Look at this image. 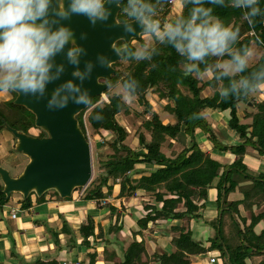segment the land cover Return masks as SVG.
I'll use <instances>...</instances> for the list:
<instances>
[{
	"label": "trees",
	"instance_id": "obj_1",
	"mask_svg": "<svg viewBox=\"0 0 264 264\" xmlns=\"http://www.w3.org/2000/svg\"><path fill=\"white\" fill-rule=\"evenodd\" d=\"M169 2L170 0H162L159 10L169 8ZM225 2L227 4L228 0ZM205 6L212 7L213 15L223 20L226 25L240 27L241 39L237 47L257 41L256 47L261 51V56L253 67L264 63V43H260L264 41V20L258 17L257 25L252 30L242 19L241 9L210 4ZM259 6L264 10V0H259ZM123 7L124 3H122ZM190 8L191 5L183 7L179 16H187ZM165 14H169L166 9ZM120 19L129 20L123 11ZM139 41L144 42L143 39ZM117 46L125 47L126 45L124 42H119ZM127 47L135 49L132 44ZM155 47L159 50V54L153 56L150 61L137 62L123 58L116 63L115 69L125 61L128 65L125 73L117 69L116 74L108 81L112 84V87L106 90L108 102H100L101 98L96 97L92 100L94 107L88 109L91 111L86 123L90 125L92 134L97 137L111 134L113 139L103 141L101 146L110 147L113 154L109 155L106 161H100L103 173L97 179H93L85 189L84 200L104 203L112 197L114 187L117 185L120 186V193L117 196L119 198L133 197L138 191H144L150 196L141 218L137 221L139 229L133 233V242L128 247H124L117 237L121 228L109 229L108 233L114 236V240L108 237L105 239V260L114 264H193V257L218 251L224 256L225 264H247L246 259H251L254 255H264V226H259L264 225V211L260 212L264 203V174L260 173L258 176L248 174L247 166L243 161L250 150L257 151L260 157H264V100L256 104L251 100V95L246 98L222 100L219 92L227 81H218L211 76L204 81L193 75H185L181 63L183 57L174 48L158 42ZM214 59L209 58V62L211 63ZM203 67L201 65V68ZM133 77L140 82L137 95L140 101L145 100V93L149 89H154V95L159 101H169L164 110L176 119L174 123L165 124L158 113L152 111L151 105L146 103L144 114H149L150 119H144L142 127L150 134L151 139L148 140L144 134H141L139 150H133L125 144L129 133L116 119L121 113L130 114L129 105L120 94L111 93L118 86L122 87L125 80ZM206 88L214 91L212 96H201ZM182 89H185L189 95L182 93ZM13 101L12 99L0 104V132L5 129L2 123L4 119L12 128L30 133L28 130L34 126L35 117L25 108L15 106ZM241 103H250V109L244 112V119L251 120L250 123L242 122L238 115V106ZM254 109L256 111H253ZM208 110L225 113L223 115L227 117L228 129L237 135L238 143L229 141L228 130L222 131L221 135L213 130L206 118ZM87 111L78 116L84 132H86L84 115ZM97 113L103 116L102 121L94 118ZM141 116L143 118V115ZM182 130L191 139V146L184 147L173 156L163 152L164 144L168 140L177 141ZM199 132L204 133L212 142L214 152H229L236 156L234 162L224 165L211 153L202 150L196 141V135ZM41 135L44 134L41 133ZM141 166H149L151 169ZM2 189L3 185L0 184V208L10 201L5 200ZM213 189L217 191L216 203L221 214L213 220H208L204 213L207 210L210 191ZM51 192L55 194L53 196H58L56 192ZM51 192L41 198L35 197L36 203L45 202ZM237 192L242 199L230 201V195ZM70 200L64 199V201ZM19 202L21 209L26 210L32 207L33 199L30 196L27 200L22 199ZM181 206L183 210L180 209ZM254 206H257L258 212L253 210ZM240 207L250 213V217H245ZM109 208L114 214L115 207L111 205ZM226 212L231 214V220L237 227L239 235V243L231 245L232 249L222 232L223 217ZM60 220V229L55 228L49 231L53 244L59 251L65 249L72 251L78 246L90 250L93 249L90 238H103V227H99L100 233L96 234L95 222L91 216L78 231L72 229L63 216H60ZM160 221L166 223L181 221L186 225L169 229V232L174 234L170 241L173 252L165 251L160 254L156 251L150 257L145 247L143 233L150 229L151 223L156 224ZM192 222L204 225L202 229L206 228L210 230V233L213 230V234L203 241L198 234L202 229L196 231L191 226ZM62 234L69 237L66 247L61 246L60 235ZM78 237L82 239L80 243ZM12 257L22 261V264H60L56 259L44 260L40 257L32 263H26V260L15 250L12 251ZM87 257L88 264H95L97 253H88ZM257 264H264V260Z\"/></svg>",
	"mask_w": 264,
	"mask_h": 264
},
{
	"label": "clouds",
	"instance_id": "obj_2",
	"mask_svg": "<svg viewBox=\"0 0 264 264\" xmlns=\"http://www.w3.org/2000/svg\"><path fill=\"white\" fill-rule=\"evenodd\" d=\"M162 0H0V95L12 92L34 96L39 100L46 96L47 86L60 80L66 71L64 63H57L63 55L67 64L74 67L69 79L59 84L48 98L49 110L63 109L69 102L93 108L89 90L83 87L91 78L94 64L85 61L81 69V57L87 50L77 44L74 30L62 23L73 15H81L95 27L97 22L106 23L112 16V6L122 8L129 18L122 26L131 34L145 37V43L135 49L125 46L114 49L122 58L137 62L148 60L159 54L152 41L170 45L183 57L181 61L185 75L198 79L211 76L218 81H227L219 92L222 100L240 99L264 91V63L253 67L258 55L257 41L239 47V26L226 25L213 15V8L205 5L231 6L242 10V19L254 30L257 18L264 20V10L259 0H179L181 7L191 5L187 16L174 21L158 18ZM141 31L137 34L133 24ZM80 39H87L81 33ZM123 39V37H122ZM260 43H264L261 41ZM70 45V47H68ZM209 58H215L211 63ZM101 67L109 68L112 61L105 55L97 56ZM201 65L204 67L201 68ZM251 69V70H250ZM80 83H76L75 81ZM108 89L112 87L109 82ZM127 95L125 100L134 101L140 89L136 78L122 84ZM102 121L97 113L94 117Z\"/></svg>",
	"mask_w": 264,
	"mask_h": 264
},
{
	"label": "rangeland",
	"instance_id": "obj_3",
	"mask_svg": "<svg viewBox=\"0 0 264 264\" xmlns=\"http://www.w3.org/2000/svg\"><path fill=\"white\" fill-rule=\"evenodd\" d=\"M168 7L169 8H165L166 10L169 11V14L167 15L166 19H167V21L172 22L177 17H179V15L182 12L183 7H181L179 0H170ZM142 39L144 41L143 43L147 42L145 37H142ZM143 43L140 41H135V43H132V45L136 48ZM151 43L153 44V46H155V44H156L155 41H152ZM119 48L123 49L124 46H120ZM260 56H261V51L258 50V55H257L256 59L254 60L253 64H255L257 62V60L259 59ZM127 65H128V63L125 61L117 69L120 70L122 73H125L126 72L125 69H126ZM209 78H210L209 76H206V77H203L202 79L204 81H207ZM213 92L214 91L212 89L206 88L201 96L202 97H210L213 95ZM111 93L120 94L122 96V99L124 101H126L127 104L129 105L130 114L124 115L123 113H121L117 116L116 119L122 126H124L127 129L129 136H128L127 140L125 141V144L133 150H139L140 149L139 136L141 134H144L148 140L151 139L150 134L147 131H144L143 127H142V123H143L144 119H146V120L150 119L149 114H144L145 110H146V103H149L151 105V107L153 109L152 111L158 113L161 120L165 124L174 123L176 121V119L173 115L165 112V110H164L165 106L167 104H169V101L168 100L159 101L157 99V97L154 95V89H149L145 93V100L143 99L142 101H140V99L138 97H136V99L134 101L125 100L124 97L127 95V93L124 92V90L121 86H118L117 88L113 89ZM182 93L189 95V93L185 89H182ZM15 97H16V95L13 92L10 94H6L4 97H2L0 95V104L4 103V102L11 101L12 99L14 100ZM251 100L254 101L256 104L260 103L262 100H264V91L251 95ZM102 101H105V100L103 98H101L100 102H102ZM249 104L241 103L238 106V115H239L241 121L244 123L245 122H247V123L251 122V120L244 119L245 110L250 109ZM90 111H91V109L88 110L84 115V120H86V122H87V117H88ZM253 111H256V109H254ZM208 112L209 113H208L206 118H207L208 122L211 124L213 130L216 131L217 133H219V135H221L222 131L228 130L229 141L234 142V143H238L239 139H238L237 135L234 134L231 129H228L229 128L228 127V121H226L222 115H221V117L216 116V118H215V116L212 117V111L208 110ZM141 115H143V118ZM218 119H219V121H218ZM34 121H35V119H34ZM87 128H88V132H89V135L91 137V140H92L91 146H92V159H93V167H94V174H93V178H92V180H93V179H97L100 176V174L103 173L100 161H106L108 159L109 155L113 154V151L110 147H106V148L104 147L103 148L101 145H102L103 141H108V140L111 141L113 139V137L111 134H106L105 136H102V137L94 136V134H92L91 127L88 123H87ZM28 131L30 132V134H33V135H37L38 133H40L39 130L35 127V124ZM8 140L9 141L11 140V142H9ZM196 141L198 142V144L200 145L202 150L206 151L207 153L208 152L211 153L212 156H214V158H216L218 161H220L224 165L232 164L236 158V156L230 154L229 152L228 153H221V152H217V151L214 152L212 142L202 132H199L196 135ZM14 143H15V139L7 129H4L2 132H0V146H1L0 149L3 151H6L12 155H16L18 157V161H19L18 165L16 163L14 164L13 162H6L3 159L0 160V165H2V167L7 169L11 173L12 176L18 175L24 169L25 165L27 164V158L14 151ZM11 146H13V148H11ZM190 146H191V139L184 133V130H182L181 134L178 137V140L177 141L168 140V142H166L164 144V146L162 147V151L165 152L166 154L170 155V156H173V155L179 153L181 151V149H184V147H190ZM123 153H125V152H123ZM248 155H250V156H248ZM251 156L259 157V160L253 159V158H251ZM262 158L260 157V155L258 154L257 151H253V150H250L248 152V154L245 155L243 161H244V164L247 166V173L248 174H250L252 176H258L260 173L264 174V157H262ZM141 167L151 169L149 166H141ZM134 177L139 178L140 176H134ZM215 183H217V182H215ZM0 184H2L1 179H0ZM85 189H81V190H78L77 192H75V196L77 197V200L75 203H78L80 205L84 204V206L86 205L85 207L83 206L84 210H80V211L81 212L85 211L87 218L92 215L91 217H93L94 222H95V226H96V231H95L96 234L100 233L99 227H101V226L103 227V231H104V234H102L103 238H101V237L97 238V239L90 238V243H92V245H93V250H91V251H89L88 249H86L83 246H82V248H81V246H78V248H75L72 251L65 249L64 251L67 253L65 255V257L68 258V260H72L73 264H86L87 262H89L88 257H87L88 252H90V253L96 252L97 258H96L95 264H114L113 262H111V263L107 262L105 260V257H104L105 239L108 237L111 240H114V238H113L114 236L110 235L108 233L109 229L111 227L121 228L122 230L117 235V237L119 238L122 245H124V247H128L133 242V239H134L133 233L138 231V229H139L138 225H137V221L141 218L142 211L145 208V204L148 203L150 196L148 194H146L144 191H138L137 194L133 197L119 198L117 196L120 193V186L117 185L114 187V192H113L112 197L108 198L106 202L101 203V202H97V201H91V203L88 204V203H85L86 201L84 200ZM210 193L213 195V199L216 200L217 191L215 189H213L210 191ZM53 195H55V194H53V192H51L48 196L52 197ZM15 197H18L17 194H14L12 199L8 202V205H7L8 207L17 206L20 204L21 201L18 203V201L16 200ZM35 197L36 196H32V199ZM55 197L60 202L64 201V199H61L59 196H55ZM240 197H242V196L238 192L231 194L230 195V201H237ZM22 199H23V197L20 200H22ZM80 199H82L85 202L81 203ZM211 202H213V201H211ZM111 205H113L116 209L114 214H112V211L109 208ZM216 205H217V203H216ZM208 207L204 213L205 218L207 217L206 219L213 220V219H215L216 216L221 214V212L218 211V207H214L215 209H212L211 206H208ZM242 207H240V211L242 212V214L245 217H250V213L245 212L243 209L244 207L243 208ZM182 208L183 207L181 206L180 209H182ZM260 209H261L260 212L264 211V203ZM253 210L254 211L256 210V212H258L257 206H254ZM0 212L2 213V209H0ZM91 212H93V214H90ZM212 214H214L216 216L212 217ZM87 218L82 221L83 223L70 222V224L72 225V226L70 225V227L71 228L73 227L74 229H77L75 231H78L79 227L82 224L87 223ZM60 222H61V220H60ZM58 223H59V220H58ZM182 225H186L185 222L173 221L171 223H166L164 221H160L159 223H156V224L151 223L149 225L150 229L144 231V233H143V239L145 242V247L147 249L148 255L151 257L156 251L160 254L164 253L165 251L173 252V248L171 247L170 241H171V238L174 236V234L170 233L169 229L171 227H174V226H182ZM56 226H57V224H56ZM191 226H193L196 231H200L201 227L202 228L205 227L204 225H202V224L198 225V223H195V222H192ZM259 226L261 227L264 225L260 224ZM208 232L210 233V230H207L205 228L204 230L202 229V231H200L198 233L202 237L203 241H206L207 238H209L210 235L213 234V230L210 234ZM222 232H223V235L226 239V242L229 244V247L231 249H232V246H234V244L239 243L238 242L239 235H238L237 227L233 224V222L231 220V214L230 213L228 214V212H226V214L223 217ZM62 236L63 237H61V239H63V240H61V243L64 244V246H62V247H66V244L69 240V237L66 236L65 234H63ZM78 239H79V241L80 240L82 241V239L80 237H78ZM12 244H13V242H12ZM114 247H117V246H114ZM11 250L13 251V248H11ZM57 251L61 252L58 249H57ZM78 251L81 254L80 256L78 255ZM209 255H210V253L209 254H203V255L197 256V257H193V264L200 263L199 261H202V259H204L203 263L205 261H208L209 257H210ZM22 257L25 258L24 256H22ZM211 257H214L215 260L218 261L217 264H225V262H226L224 256H222L221 252L214 251V252H212ZM28 259H30V258H28ZM263 260H264V255H254L251 257V259H246V263L247 264H251V263L257 264ZM18 261L21 264L22 261H20L19 259H18ZM210 262L214 263L211 260H210Z\"/></svg>",
	"mask_w": 264,
	"mask_h": 264
},
{
	"label": "water",
	"instance_id": "obj_4",
	"mask_svg": "<svg viewBox=\"0 0 264 264\" xmlns=\"http://www.w3.org/2000/svg\"><path fill=\"white\" fill-rule=\"evenodd\" d=\"M121 10L122 3L120 8L112 6V16L109 20L106 23L97 22L95 27L81 15H73L70 20L62 21L74 30L77 44L87 50V55L81 57V69L85 61L94 64L91 78L83 83V87L89 90L92 100L100 97L108 102L106 96L108 81L117 72L114 65L123 59L114 49H120L117 46L119 42H124L126 46L133 42L130 40L131 34L124 31L122 25L125 22L119 20ZM133 27L136 28L137 34L141 31L137 23H134ZM81 33H87V39L81 40ZM142 37L136 35L135 41L141 40ZM100 54L112 61L109 68L100 66L97 61ZM56 60L57 63L65 64L66 71L60 80L47 86L45 97L37 100L34 96L13 92L16 95L13 104L25 108L35 117V127L44 134L43 137L14 129L4 119L2 120L3 127L15 139L14 151L28 159L18 176H12L0 165L2 192L6 201L14 194L27 200L33 195L41 198L51 191L56 192L61 199H71L79 189L87 188L93 178L92 146L78 119V116L89 108L71 101L63 109L47 108L48 98L55 87L73 79L71 73L74 67L67 64L63 55L57 56ZM75 82L80 83L78 80ZM228 260L230 261L229 256Z\"/></svg>",
	"mask_w": 264,
	"mask_h": 264
},
{
	"label": "crops",
	"instance_id": "obj_5",
	"mask_svg": "<svg viewBox=\"0 0 264 264\" xmlns=\"http://www.w3.org/2000/svg\"><path fill=\"white\" fill-rule=\"evenodd\" d=\"M1 96L4 97L5 95H1ZM223 114L218 111H212V117L215 116L216 118V116L221 117L222 115L223 118L227 121V117ZM9 142H11V140ZM11 148H13V146H11ZM251 158L259 160V157H255V156H251ZM2 159L6 162H13L14 164L16 163L17 165L19 164L18 157L16 155H12L0 149V160ZM17 196L18 197L15 198L19 203L21 196L20 195ZM239 199H242V197H240ZM76 200L77 197L75 196L74 193L71 201L60 202L55 196L52 197L47 196L46 201L43 202L42 204L36 203L35 198H33L32 207L26 210L21 209V204L10 207H8L7 204L4 207L0 208L2 209V213L0 212V263L20 264L17 258L12 257L11 248H13V250H15L16 253L25 257L24 259L26 260V263H32L35 259L40 257L41 259L44 260L56 259L60 262V264H63V262H71V264H73L72 260H68V258L65 257V255L67 254L65 251H61V252L57 251V248L53 244V239L49 231L54 230L55 228L60 229L61 227L60 216H63L69 224L70 222L83 223L82 221L87 218L86 212L85 211L81 212L80 210H84V207L86 205L84 206V204L80 205L78 203H75ZM80 201L81 203L85 202L82 199H80ZM215 202L216 200L213 199V195L210 193V198L207 203V207L211 206L212 209H215L214 207H217ZM85 203L90 204L91 202H85ZM12 209L17 210L16 219H13L11 217ZM90 214H93V212H91ZM215 216L216 215L212 214V217ZM72 229L74 228L72 227ZM62 235H60V241L63 240L61 239V237H63ZM80 242L81 240L79 241V243ZM61 246H64V244L61 243ZM91 250L93 249H90L89 251ZM211 254L212 252L209 255L210 257L208 256L209 257L208 261H205L203 263L204 259H202V261H199L200 263L198 264H217L218 263L217 260L214 263L210 262L212 258ZM78 255L79 256L81 255L79 251H78ZM86 264H88V262Z\"/></svg>",
	"mask_w": 264,
	"mask_h": 264
},
{
	"label": "built area",
	"instance_id": "obj_6",
	"mask_svg": "<svg viewBox=\"0 0 264 264\" xmlns=\"http://www.w3.org/2000/svg\"><path fill=\"white\" fill-rule=\"evenodd\" d=\"M85 121V120H84ZM85 129H86V132H85V134H86V136H87V138L89 139V141H90V143H91V137H90V135H89V132H88V128H87V123H86V121H85ZM11 217L13 218V219H16V217H17V210H15V209H12L11 210ZM211 261L212 262H215L216 260H215V258L214 257H212L211 258ZM63 264H71L70 262H63Z\"/></svg>",
	"mask_w": 264,
	"mask_h": 264
},
{
	"label": "flooded vegetation",
	"instance_id": "obj_7",
	"mask_svg": "<svg viewBox=\"0 0 264 264\" xmlns=\"http://www.w3.org/2000/svg\"><path fill=\"white\" fill-rule=\"evenodd\" d=\"M121 12H122V10H121ZM121 12H120V14H119V20H120L121 22H126V21H128V20L122 21V20L120 19ZM167 15H168V14H165V8H164L163 11L159 10V16H158V18L161 19L162 21H164V20H167V19H166V18H167ZM39 132H40V131H39ZM41 133H42V132L38 133V134L35 135V136L43 137V136L41 135ZM32 135H33V134H32Z\"/></svg>",
	"mask_w": 264,
	"mask_h": 264
}]
</instances>
